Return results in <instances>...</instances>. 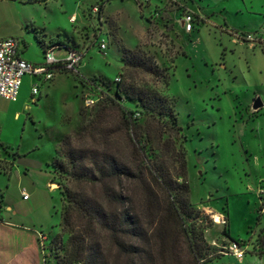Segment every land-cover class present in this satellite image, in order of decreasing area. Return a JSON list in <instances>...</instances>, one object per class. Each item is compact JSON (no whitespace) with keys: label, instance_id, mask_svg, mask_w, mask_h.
<instances>
[{"label":"rangeland","instance_id":"rangeland-1","mask_svg":"<svg viewBox=\"0 0 264 264\" xmlns=\"http://www.w3.org/2000/svg\"><path fill=\"white\" fill-rule=\"evenodd\" d=\"M102 3V11L94 12ZM183 12H190L195 20L189 33L183 31L179 20ZM240 34H249L246 39L252 41H241ZM10 37L26 42V55L36 61L42 60L43 48L55 43L71 46L80 52L79 73L97 77L105 84L103 93L126 109L139 108L123 91L117 97L118 77L121 87L152 90L170 100L181 130L174 133L163 128L159 139L165 150L163 163L150 164L161 165L173 175L178 162L172 150L184 151L189 203L205 225L204 248L214 256L204 264H264V216L259 212L264 207V0H151L142 8L135 0H0V38ZM101 41L106 46L103 52L99 50ZM20 50L24 52L22 44ZM124 50L151 57L165 80L141 69L122 72ZM52 55L61 61L68 51L64 46L54 47ZM74 73L57 74L51 83L26 76L20 94L28 97L32 81L39 91L34 97L37 102L29 101L34 125L27 116L22 131L24 116L14 120L18 108L12 107L0 142L22 148L41 145L39 155H43L54 145L58 149L62 137L82 121H94L98 115L96 126L105 121L113 127L118 121L116 109L109 108L97 90V102L84 107L86 88L75 80ZM256 99L261 106L253 109ZM104 106L107 108L101 112ZM144 122L145 116H140L141 130ZM154 127L145 148L151 161L156 154L150 146L157 138ZM111 135L110 149L117 158H136L125 133L114 130ZM95 139L87 138L76 146L90 148L98 145ZM54 176L60 214V190L67 183L58 172ZM149 183L123 182L119 188L129 195L131 208L140 217L144 235L136 242L151 253V258L134 262L169 264L168 255L157 256L158 241L153 237L164 195ZM147 197L158 206L146 205ZM94 234L101 264H131L132 258L117 251L107 232ZM57 235L61 246L54 255L47 256L50 242L42 241L43 246L38 242L40 264H56L59 258L55 254L62 256L68 235L61 233L60 227ZM172 246V262L189 263L181 235L173 234Z\"/></svg>","mask_w":264,"mask_h":264},{"label":"trees","instance_id":"trees-1","mask_svg":"<svg viewBox=\"0 0 264 264\" xmlns=\"http://www.w3.org/2000/svg\"><path fill=\"white\" fill-rule=\"evenodd\" d=\"M102 9L103 3L97 7L99 13ZM248 36L249 34H240L238 38L245 42L252 41L246 39ZM61 46L66 49H74L63 43H55L48 49L53 50L54 47ZM45 50L47 49H42L43 54ZM121 60L122 72L127 69H141L145 73L165 80L164 75L149 56L124 50ZM60 73L68 74L69 72L62 71ZM73 76L82 87L88 85L94 90V93L96 90L100 91L104 95L106 103L110 105L109 108L116 109L118 121L114 123L113 127L105 121H102L103 126H96V123H99L98 115L94 121L86 123L82 121L75 131L62 137L58 149L55 151V158L49 164L52 180L55 179L54 172H58L59 175L64 176L67 183L60 190L62 203L59 227L60 232L67 234L68 238L62 256L60 257L58 253L55 254V258H59L56 264L103 263L94 234L99 230L105 231L111 236L118 252L132 258L131 264H135L134 260L136 259L151 258L150 251L146 247L139 246L136 242L144 235L139 214L131 208L129 195L123 189L119 190L123 182L140 181L143 183L144 180L158 186L164 195L160 204L161 211L157 214L153 229V237L158 241L157 256L162 257L165 253V256L168 255L171 259L169 264H175L172 262L174 255L172 240L173 234H179L186 242L190 256V261L187 264H204L211 261L214 256L211 255L207 247L204 248V244H206L203 239L205 225L189 203V190L184 173V151L174 148L172 150V157L178 162L177 171L173 175L161 165L150 164L163 163L161 160L165 156V150L159 145L163 128L174 133L181 130L174 114L172 102L152 90L121 87L118 77L119 81L116 82L117 97L119 92L123 91L130 99L136 100L139 108L138 110H129L103 93L101 87L105 84L97 77H85L78 70ZM106 108L104 106L101 112H104ZM140 116H145V127L142 130L146 133L142 132L138 124ZM151 126H155V132L157 131V141L155 139V144H150L151 150L156 152L153 161L148 158V154L145 152L146 143L150 142ZM114 130L125 133L129 143L133 145V154L136 158L132 157L133 155L117 158L112 153L110 149L111 132ZM87 138L94 142L97 138L98 145L93 144L84 150L76 146L77 142L81 143ZM179 171L181 173H177ZM53 183L55 182L53 181ZM146 202L148 206L155 207L156 205L150 197H147ZM57 239L58 235L50 241L47 256L51 253L54 255L53 251L60 249L61 243ZM161 264H166V262H161Z\"/></svg>","mask_w":264,"mask_h":264},{"label":"crops","instance_id":"crops-1","mask_svg":"<svg viewBox=\"0 0 264 264\" xmlns=\"http://www.w3.org/2000/svg\"><path fill=\"white\" fill-rule=\"evenodd\" d=\"M20 41L24 47V52L19 53L20 58L32 64H42L43 53L41 61L28 57L27 43ZM32 84L34 81L30 89ZM30 89L28 97L19 93L14 103L0 98V132L5 126L7 112L12 107L18 108L13 114L14 120L18 121L24 116L22 131L26 126L27 116L31 118V125H34L29 103ZM36 102L37 100L34 103ZM41 149L42 146L36 144L22 148L20 145L12 146L0 142V158L3 160V163H0L2 264H40L39 236L43 235L46 242H50L59 232L60 214L56 208L60 205L59 192L53 183L49 166L55 158L57 145L39 155ZM24 194L27 195L26 200L23 199Z\"/></svg>","mask_w":264,"mask_h":264},{"label":"built area","instance_id":"built-area-1","mask_svg":"<svg viewBox=\"0 0 264 264\" xmlns=\"http://www.w3.org/2000/svg\"><path fill=\"white\" fill-rule=\"evenodd\" d=\"M165 2H175V0H164ZM136 4L141 8L151 2V0H135ZM97 12V8L93 9ZM180 23L183 31L189 33L193 30L194 17L190 12L181 13ZM21 41L17 38H0V98L7 102H16L23 78L26 76L37 78L44 83L51 82L55 75L62 71L76 72L80 65V52L75 49H67L68 55L64 60L55 61L52 55V49L45 50L43 54V62L40 65L32 64L20 58ZM106 46L103 41L99 43V50L103 52ZM119 79L116 78L115 82ZM86 94L83 96L84 107H90L97 102L98 96L94 94V90L90 86H85ZM39 93L38 85L32 84L30 89V100L35 102L34 97ZM23 199H27V195H23ZM259 212L264 216V207ZM45 238L39 236V242L42 243ZM80 264V263H77Z\"/></svg>","mask_w":264,"mask_h":264},{"label":"water","instance_id":"water-1","mask_svg":"<svg viewBox=\"0 0 264 264\" xmlns=\"http://www.w3.org/2000/svg\"><path fill=\"white\" fill-rule=\"evenodd\" d=\"M260 106H261V103H260L259 99H256L254 104H253V106H252V108L253 109H258Z\"/></svg>","mask_w":264,"mask_h":264},{"label":"bare ground","instance_id":"bare-ground-1","mask_svg":"<svg viewBox=\"0 0 264 264\" xmlns=\"http://www.w3.org/2000/svg\"><path fill=\"white\" fill-rule=\"evenodd\" d=\"M214 221H215L216 223H220V222H219V218H218V216H214Z\"/></svg>","mask_w":264,"mask_h":264}]
</instances>
